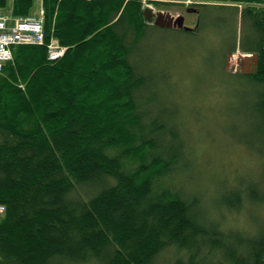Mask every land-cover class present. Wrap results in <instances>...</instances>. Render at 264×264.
Segmentation results:
<instances>
[{
  "label": "trees",
  "instance_id": "16d2710c",
  "mask_svg": "<svg viewBox=\"0 0 264 264\" xmlns=\"http://www.w3.org/2000/svg\"><path fill=\"white\" fill-rule=\"evenodd\" d=\"M37 1L0 0V10L26 16ZM41 1L44 44L14 46L0 70V264H264V221L224 227L175 181L188 149L138 57L163 28L142 0ZM216 2L196 4L188 32L229 28L226 52L255 55L239 74L252 100L247 145L264 163V0ZM53 38L66 46L55 60ZM258 183L225 189L217 207L264 204Z\"/></svg>",
  "mask_w": 264,
  "mask_h": 264
},
{
  "label": "rangeland",
  "instance_id": "374dc122",
  "mask_svg": "<svg viewBox=\"0 0 264 264\" xmlns=\"http://www.w3.org/2000/svg\"><path fill=\"white\" fill-rule=\"evenodd\" d=\"M203 1L142 0L143 8L150 7L156 14H184L186 25L192 27L198 21L193 9ZM42 9L38 0L32 14ZM0 13L12 15L10 9ZM210 27L196 33L178 27L153 28L138 57L150 72L148 85L162 91L167 110L178 115L186 140L190 165L187 175L176 177V183L202 195L204 206L224 227L252 232L263 224L264 204L248 202L231 211L225 206L218 208L217 198L225 189L245 181L259 182L258 189H264V163L247 145L255 134L249 118L252 100L244 95L250 86L239 74L253 70L256 57L239 48L226 52L232 42L231 30L222 36L217 34V25Z\"/></svg>",
  "mask_w": 264,
  "mask_h": 264
},
{
  "label": "built area",
  "instance_id": "2783aa9c",
  "mask_svg": "<svg viewBox=\"0 0 264 264\" xmlns=\"http://www.w3.org/2000/svg\"><path fill=\"white\" fill-rule=\"evenodd\" d=\"M45 13L42 9L39 14L26 16H13L0 13V70L6 62L13 58V48L18 44H44ZM50 59L60 58L66 46L61 45L53 38L48 43ZM5 206L0 204V216L4 213Z\"/></svg>",
  "mask_w": 264,
  "mask_h": 264
},
{
  "label": "water",
  "instance_id": "95a60500",
  "mask_svg": "<svg viewBox=\"0 0 264 264\" xmlns=\"http://www.w3.org/2000/svg\"><path fill=\"white\" fill-rule=\"evenodd\" d=\"M193 11L196 12L198 11V9L194 8ZM144 17L147 22H150L157 27H163V28L178 27L186 31H190L193 29L192 26L186 25L184 14H179L175 16L170 12H164V11H160L156 14L152 8L147 7L144 9Z\"/></svg>",
  "mask_w": 264,
  "mask_h": 264
},
{
  "label": "flooded vegetation",
  "instance_id": "af4514ba",
  "mask_svg": "<svg viewBox=\"0 0 264 264\" xmlns=\"http://www.w3.org/2000/svg\"><path fill=\"white\" fill-rule=\"evenodd\" d=\"M196 25H197V23H196ZM196 25H195V26H196Z\"/></svg>",
  "mask_w": 264,
  "mask_h": 264
}]
</instances>
